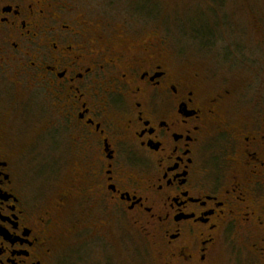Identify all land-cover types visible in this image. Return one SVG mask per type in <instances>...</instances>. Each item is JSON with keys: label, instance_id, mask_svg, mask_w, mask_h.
<instances>
[{"label": "flooded vegetation", "instance_id": "af4514ba", "mask_svg": "<svg viewBox=\"0 0 264 264\" xmlns=\"http://www.w3.org/2000/svg\"><path fill=\"white\" fill-rule=\"evenodd\" d=\"M145 36L71 0H0V264H104L105 215L163 264H218L224 244L264 264V99L206 89Z\"/></svg>", "mask_w": 264, "mask_h": 264}, {"label": "rangeland", "instance_id": "374dc122", "mask_svg": "<svg viewBox=\"0 0 264 264\" xmlns=\"http://www.w3.org/2000/svg\"><path fill=\"white\" fill-rule=\"evenodd\" d=\"M71 5L104 24L111 37L126 34L128 43L157 32L177 69L203 75L208 90L225 87L237 96L248 94L249 107L264 99V0H71ZM59 173L52 181L41 179L47 198L68 186L71 164ZM104 217L107 235L94 245L103 248L107 264L164 263L156 246L129 227L125 216L121 221ZM63 227L70 229L71 221ZM236 250L224 244L218 264H252L243 247ZM61 264L85 263L69 257Z\"/></svg>", "mask_w": 264, "mask_h": 264}]
</instances>
